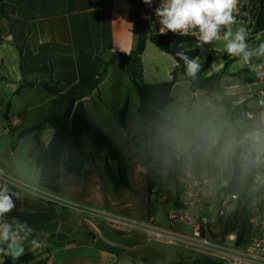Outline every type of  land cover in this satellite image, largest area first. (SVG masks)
Wrapping results in <instances>:
<instances>
[{"label": "crops", "instance_id": "obj_1", "mask_svg": "<svg viewBox=\"0 0 264 264\" xmlns=\"http://www.w3.org/2000/svg\"><path fill=\"white\" fill-rule=\"evenodd\" d=\"M6 1L16 7V14L11 19L0 18V117L5 118L7 111V122L12 117L18 120L13 126L18 129L16 138L26 142L22 154L31 162L25 183L77 205L166 227L170 212L180 214L186 212L187 207L183 205L181 197L177 201L176 176L173 181L175 198L169 204L176 203L173 208L169 206L165 213L162 206L168 201L167 195L162 193L164 180L155 179L156 185L150 195V182L154 180L150 174L151 161L157 153L154 148L157 142L166 146L173 144L174 153L178 151L187 159L194 148L195 132L192 144L188 146L191 142L186 124L196 123L204 111V125L195 129L205 130L210 124L206 146L213 132L216 131L218 138L223 136L224 146L218 162L227 145H230L231 165L238 129L225 128L227 116L231 115L237 128L245 129L250 125L249 121L238 117V111L232 109L229 113L223 106L226 116L221 122L212 102L214 97H208L201 90L192 91L191 83L180 79L171 92L176 102L168 104L162 111V116L173 122L172 134L167 137L159 132L152 138L151 125L137 113L140 99L132 80L145 84L162 82L153 80L157 72L146 74L145 69H140L141 65L137 63L144 53L135 56L128 66L119 60L106 66L98 60L108 61L113 54L129 53L136 48L139 29L134 20V0ZM243 1L239 0V3ZM260 41L264 40L260 38ZM260 41L252 40L250 47ZM149 44L150 41L146 47ZM207 50L210 51L207 58L210 55L213 58L210 68L219 63L212 70L209 68V74H212L224 66V55L219 61L214 58V48L208 47ZM160 52L172 60L171 68L167 71V80L170 81L177 62L171 55ZM229 60H233L229 67L231 73L247 69L253 77L259 67L264 72V57H254L249 65L243 64L239 58L229 57ZM236 63L241 64L240 69L232 68ZM94 80L98 83L91 89L78 87L72 90ZM222 85L225 89L222 95L228 98L233 107L245 104V110L252 111L260 122L261 129L258 131L264 132V107L259 106L258 102L252 106L249 98L253 95L248 94V88L254 87L255 96L264 98L260 95L264 93V80L255 79L249 84L239 77L229 76L223 79ZM18 89L20 91L16 93ZM220 97L216 96V99L220 101ZM126 99L127 127L123 128L118 117ZM192 99L194 102L187 109L183 107L178 112V102ZM79 104L82 105L84 118L108 135L123 152L130 187L114 189L106 169L107 150L89 139L83 141L86 155L81 175L77 177L65 170L71 117ZM221 123L223 128H219ZM37 125H41L39 131L19 137L22 130ZM258 131L245 137H253L252 134ZM36 137L47 152L48 168L36 167L40 155ZM176 139L183 141V145L185 139V146L180 147ZM247 143L249 145L248 138ZM259 145L256 143L254 147ZM254 147L249 145L248 149ZM16 148L17 145L12 144L11 155ZM241 159L245 161V156ZM206 183L211 185L209 180ZM14 202L16 207L6 215V219L16 217L26 222L31 228L27 236L43 238L31 251L32 264H134L131 254L149 251L155 242L144 230L114 227L103 218L46 203L32 195L23 194L14 198ZM59 234L64 235L63 240L58 239Z\"/></svg>", "mask_w": 264, "mask_h": 264}, {"label": "trees", "instance_id": "obj_2", "mask_svg": "<svg viewBox=\"0 0 264 264\" xmlns=\"http://www.w3.org/2000/svg\"><path fill=\"white\" fill-rule=\"evenodd\" d=\"M136 4V11L134 13V20L139 29V36L136 48L129 53H119L113 54L108 61L98 58L106 66L114 64L119 60L124 66H128L130 61L138 55H142L145 51L146 44L148 41L153 43L161 51L171 55L177 62V67L172 72V79L167 82L155 83V84H145L139 83L132 80V85L137 92L140 102L137 109L138 115L144 117L146 122L151 125V137H155L159 132H163L167 137H170L173 130V122L167 120L162 116V111L164 108L171 103L176 102L172 96V88L176 82L180 79H184L191 83L192 91L201 90L208 97L221 96V103L227 108L228 111L236 110L240 112L245 110V104L239 106H232L228 98L222 94L225 93V89L222 85L223 79L229 76H236L242 79L244 82L252 84L254 78L250 75V71L245 69L236 73H231L229 67L233 60H229L227 54H224V66L214 72L209 74V68L212 65L213 58L210 55L202 65L201 69L197 72L195 77L189 76L186 73L184 62L179 60V57L175 56L176 51L185 50L189 58L199 55V49H180L176 45L179 42H189V39L174 36V35H158L153 34L145 22V18L142 15V5L143 0H134ZM16 14V7L9 4L6 0H0V18L11 19ZM264 30V17L259 12L258 20L253 29V34H259ZM254 40L249 38L248 42ZM98 81L94 80L85 85H79L74 87L72 90L78 87H83L91 89L97 85ZM45 88V86H44ZM20 89L17 90L18 93ZM194 102V99L190 100L188 106ZM182 104L183 102H178ZM127 109H128V99H126L122 109L119 112V124L123 127H127ZM8 112L4 113V117H7ZM250 125L248 128L240 129L238 128L236 141L237 145L233 152L231 158V165L233 168V174L231 180L227 187L223 189L225 193L237 190V184L241 173L243 171L241 167V157L245 156V165L247 167V174L244 178V184L242 192L239 198V205L237 209L229 215L225 221L221 222L220 226L223 229L224 234L235 232L238 234L239 239L243 240L245 236L251 230L250 219L252 217V193H251V164L252 156L254 149L246 148L247 138L246 134L255 132L261 129V125L257 124V121H249ZM41 129V125H37L31 128H25L19 133V137L33 134ZM210 132V124L207 125L205 130L197 129L193 138L194 148L192 150V156L201 155L206 148V138ZM85 139L91 140L96 146L103 147L107 150L106 156V169L112 180L115 190H118L122 187H130L127 174H126V160L123 152L114 145L112 139L106 135L102 130L97 126L90 123L82 115V105L79 104L75 112L71 117V127L67 139L68 143V154L64 159V168L65 170L74 176H80L84 168L83 158L85 157V151L83 149V141ZM37 148L40 151V155L36 160V167L44 166L49 167L47 152L43 148V145L38 137H36ZM224 146V137L220 136L214 146L211 148L208 158L206 160V169L210 171L213 166L218 162L221 151ZM171 150H174L173 144L169 147ZM175 153V189L177 201L180 200L181 195L185 190L186 180H187V171L185 168L186 158L183 154L176 151ZM112 162L118 164L119 174L116 175L112 168ZM244 168V165H243ZM155 180L150 182V195L153 194V189L155 188ZM133 254V253H132ZM6 261L2 264H32L33 259L32 252H28L15 262L13 261L9 251L6 254ZM144 264H151L152 260L147 257H143ZM174 264H223L219 261L213 260L206 255H199L190 261H185L183 259L176 261Z\"/></svg>", "mask_w": 264, "mask_h": 264}, {"label": "built area", "instance_id": "obj_3", "mask_svg": "<svg viewBox=\"0 0 264 264\" xmlns=\"http://www.w3.org/2000/svg\"><path fill=\"white\" fill-rule=\"evenodd\" d=\"M160 0H153L151 6L143 3L142 15L145 22L153 34L159 33V18L155 16V8L159 6ZM239 13L237 14L238 23L242 22L244 27L249 29V38L255 39L253 34L254 26L258 20L259 12L264 17V0H245L238 4ZM264 33V30L261 32ZM167 35L179 36L168 32ZM190 41L196 42L194 37L179 36ZM259 71L263 69L259 67ZM254 80L262 81L264 77L253 75ZM264 96V93H260ZM264 98H258V105L264 107ZM239 118L245 121H257L254 113L250 110H241L238 112ZM18 120L12 117L8 120V126L4 128L3 134L11 133V130ZM257 124H260L257 123ZM252 217L250 219L251 230L243 240L235 232L223 233L221 222L231 215L239 205V198L242 192L244 178L247 174L246 165L242 171L241 183L234 191L225 193L223 189L227 187L231 178L223 179L215 186L218 195L215 201L214 210H211L210 199L213 195L202 190L200 182L191 180L185 185V190L181 195L186 212L176 214L169 213V223L166 227L154 225L147 221H137L127 217L111 215L105 211H100L77 205L60 196L54 195L46 190H41L35 186L17 180L0 168V187H7L10 193H15L14 198L23 194L32 195L46 203L56 204L65 208H72L94 217H100L108 221L114 227H122L128 230H144L153 237V239L166 242L176 241L184 244L201 255H206L213 260L225 264H264V145L252 148ZM195 212L192 213L191 210ZM6 219V217H5ZM179 224L191 227V231H185L179 227ZM5 252H0V259L6 258L10 253L9 245L0 244ZM11 255V254H10ZM2 264V263H1Z\"/></svg>", "mask_w": 264, "mask_h": 264}, {"label": "rangeland", "instance_id": "obj_4", "mask_svg": "<svg viewBox=\"0 0 264 264\" xmlns=\"http://www.w3.org/2000/svg\"><path fill=\"white\" fill-rule=\"evenodd\" d=\"M241 26V23H237L236 25H233V30H235L236 27ZM242 26H244L242 24ZM262 40H264V35H261L260 37ZM252 41L249 43L252 45ZM196 42L194 41H189L186 42V47L185 49H193L195 47ZM214 48V58L219 61H222L223 55L225 54L223 52V42L222 41H217L213 42V44L210 45H203L199 47L198 49L200 50V64L203 65L205 62L207 56L209 55L210 51L207 50V48ZM165 53V52H164ZM139 66L141 65L140 69H145L146 74L148 73H154L157 72L153 76V80H156L157 82H166L168 81V75L167 71L171 68L172 60L167 57L166 55H163L159 48H157L153 43L149 44L145 52L143 54V57L141 58V61L137 63ZM219 63L216 62L215 65H213L210 70L215 68L216 65ZM233 69H240L241 64L236 63L232 67ZM184 80V79H183ZM249 95L251 98V104L252 106L257 105V97L255 96V88L254 87H249ZM216 99L214 97L213 100ZM218 100V99H217ZM219 101V100H218ZM220 102L219 106L214 105V109L216 110V115L219 116L221 122L225 120V113L223 112L225 110L224 105ZM189 101H183L182 104H179L180 106L177 107L176 109L181 110L183 107L187 109ZM231 111H229L230 113ZM206 111L201 112V116L199 117L200 119L196 123H188L186 124L187 126V136L189 137V143L188 146L192 144V137L195 132V128L202 127L204 125L205 115ZM239 117V115H238ZM225 125V124H224ZM222 123L219 124V128H223L224 126ZM8 126V122L6 121L5 118L0 117V168L4 170L7 173L12 174L11 176L16 178L17 180L23 181L24 178H27L28 175V168L30 167V160H28L23 154H22V148L27 146L26 142H21V140H18L16 138L17 131L18 129H14L13 127L11 130V133L9 134H3V130L5 127ZM236 126H238L236 124ZM240 126V124H239ZM228 136L230 135L229 131ZM218 135L215 132H213L209 137L207 141V146L205 151L199 155V156H192V152L190 151L186 163H185V168L187 171V182L191 180H196L200 182V187H202V190H206V192L210 195H213L210 199V205H211V210H214L215 207V201L217 198V191L214 189L215 186L221 182L223 179H229L231 178L232 175V167L229 163V155H230V145H227L225 150L222 153L221 159L218 162L217 165H215L210 171H207L206 169V160L208 158L209 152L214 144V142L217 140ZM229 138V137H228ZM249 145L251 147H254L256 144V141L254 140L253 137H247ZM176 142L180 147L185 146L186 140L184 139V145L183 141H179L176 139ZM159 143V144H158ZM12 144L17 145L16 151L13 155H11V146ZM170 146H166L161 142H157L156 146L154 149H156V156H153L152 162V168H151V176L152 179H158L160 181L164 180V186L162 187V193L167 195L168 201L163 203L162 206L164 207V212L166 213L167 208L170 206L169 204L174 200L175 198V192H174V184L173 181H175V153L174 150H171L169 148ZM177 157V156H176ZM157 159V160H156ZM241 167L243 169V165L245 166L244 160L241 159ZM9 174V175H10ZM242 173L239 178L237 186L239 187V183H241V178H242ZM209 180L211 182V185H208L206 182ZM211 180V181H210ZM26 182V181H25ZM238 187H236L238 189ZM237 191V190H236ZM163 198V195L160 196ZM157 200V199H156ZM179 203V202H178ZM160 204V203H159ZM172 204V203H171ZM176 205L174 203L173 205L170 206V208H173ZM191 212H195L193 209ZM110 214V213H109ZM88 215V214H86ZM119 216V215H117ZM121 217H125L122 216ZM163 217V216H162ZM161 218V217H160ZM134 219V218H133ZM138 220V219H135ZM142 221V220H138ZM160 224H163L160 222ZM179 227L182 228L185 231H191V227L179 224ZM157 241V242H156ZM201 255L200 253L194 251L192 248L181 244L176 241H166L162 242L159 240L155 239V242L152 243V249L146 252H135L131 254L132 258L134 259V264H144L143 257H147L148 259L152 260L151 264H174L178 260H185V261H190L191 259H194L195 257ZM223 263V262H221ZM225 264V263H223Z\"/></svg>", "mask_w": 264, "mask_h": 264}, {"label": "clouds", "instance_id": "obj_5", "mask_svg": "<svg viewBox=\"0 0 264 264\" xmlns=\"http://www.w3.org/2000/svg\"><path fill=\"white\" fill-rule=\"evenodd\" d=\"M151 6L153 0H143ZM239 0H160L155 8V16L159 18V33L167 35L168 32L179 36H191L196 40V48L210 45L213 42H223V52L228 57L239 58L243 64H251L253 58L264 57V41H260L261 35L255 39L260 41L254 47L248 43L250 31L246 27L238 26L233 30V25L238 23L237 14ZM185 49L186 42L176 45ZM175 56L184 62L186 73L195 77L201 69L199 56L189 58L185 50L175 52ZM258 76L264 77V72H257ZM261 103H264L262 101ZM253 135L256 143L264 145V132H256ZM231 147V146H230ZM15 193H10L7 187H0V244L10 245L27 237L31 228L26 222L16 217L5 219L15 207ZM24 235L21 236L20 234ZM0 252H5L0 248Z\"/></svg>", "mask_w": 264, "mask_h": 264}, {"label": "water", "instance_id": "obj_6", "mask_svg": "<svg viewBox=\"0 0 264 264\" xmlns=\"http://www.w3.org/2000/svg\"><path fill=\"white\" fill-rule=\"evenodd\" d=\"M213 104L215 106H219L220 102L217 99L213 100ZM225 128H229V129H235L237 130V126L233 123L231 115L227 116V121L225 123ZM246 148L248 149L249 145L246 142ZM112 168L113 171L116 175L119 174V169H118V164L116 162H112ZM64 235L63 234H59L58 235V239L59 240H63ZM43 238H38V237H33V236H27L25 239L23 240H19L15 243H12L10 245V254L11 257L13 259V261H17L19 259V257H21L22 255L31 252L32 249L35 247V245H37L40 241H42ZM7 258H1L0 259V264L4 263L6 261Z\"/></svg>", "mask_w": 264, "mask_h": 264}]
</instances>
